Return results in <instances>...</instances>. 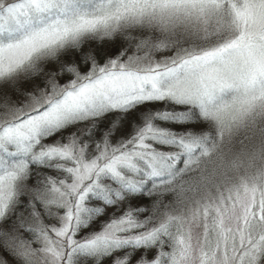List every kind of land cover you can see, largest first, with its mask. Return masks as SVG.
Listing matches in <instances>:
<instances>
[{
	"label": "snow or ice",
	"instance_id": "6c2138e0",
	"mask_svg": "<svg viewBox=\"0 0 264 264\" xmlns=\"http://www.w3.org/2000/svg\"><path fill=\"white\" fill-rule=\"evenodd\" d=\"M0 264H264V0H0Z\"/></svg>",
	"mask_w": 264,
	"mask_h": 264
}]
</instances>
